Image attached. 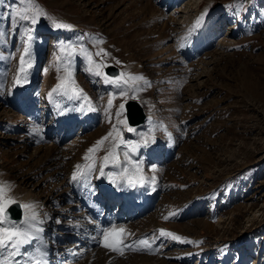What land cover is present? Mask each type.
<instances>
[{
    "label": "rangeland",
    "instance_id": "1",
    "mask_svg": "<svg viewBox=\"0 0 264 264\" xmlns=\"http://www.w3.org/2000/svg\"><path fill=\"white\" fill-rule=\"evenodd\" d=\"M35 3L48 17L72 27L57 29L47 17L36 25H14L10 14L24 5L0 0V29L8 33L0 38V182L12 186L9 195L18 203L35 204L46 218L48 264H264V0ZM205 9L204 22L209 21L189 36ZM28 34L32 66L25 65L24 96L14 78ZM62 44L76 51L61 52ZM81 48L104 65V73L111 66L118 74L145 79L121 87L106 83L89 71L92 65ZM101 49L107 55L96 56ZM69 72L95 108L88 118L83 97L52 92ZM131 100L147 119L126 134L125 108L116 113ZM60 113L70 119L69 131L55 128ZM114 126L130 146L139 145L129 152L130 160L144 162L143 172L156 192L153 206L141 216L109 228H124L125 243L148 238L151 250L125 249L121 255L101 246L99 236L97 244L91 242L94 235L82 232L84 208L72 207L77 196L85 198L86 189L89 201L101 206L99 169L119 143ZM109 132L113 137L88 153ZM151 136L157 137L162 155L159 151L160 158L146 164L150 157L144 155L142 139ZM126 150L121 144L119 163L107 162L114 179L123 167L133 166L125 162ZM93 162L87 179L72 180L77 165L86 172ZM160 229L182 239L161 237ZM38 247L35 241L26 250L37 255Z\"/></svg>",
    "mask_w": 264,
    "mask_h": 264
},
{
    "label": "snow or ice",
    "instance_id": "2",
    "mask_svg": "<svg viewBox=\"0 0 264 264\" xmlns=\"http://www.w3.org/2000/svg\"><path fill=\"white\" fill-rule=\"evenodd\" d=\"M20 4L24 5L22 8L14 9L10 14L12 23L14 25H18L21 22H27L30 25H36L40 21L42 17H47L51 20L52 25L57 29H70L72 25L58 22L52 17H48V14L44 12L36 3L35 0H20ZM207 14V9L205 12L201 14L200 17L196 20L195 24L192 28L189 29V36L201 25L203 22L205 15ZM28 31V30H26ZM8 35L3 29H0V38H4ZM33 37L31 34H28L25 39L26 46L23 49V55L19 57V68L16 77L14 78V83L16 85H20L22 82H26L27 80V72L25 65L30 68L31 57H30V42ZM187 40V37L185 38ZM184 45L182 44L181 47ZM66 49H71V52L74 53L76 51L75 47L72 45H61L60 51L64 52ZM80 51L87 56L89 64L92 65L89 68L90 72H93L97 76H102L106 83L115 84L117 87H121L122 85L126 86L129 83V80H144L143 76H133L125 73H120L116 77H110L106 73L101 71V68L104 67L101 63L95 62L91 54L87 52L86 49L81 48ZM96 56L107 55L103 49L99 52L95 53ZM26 57L28 59H26ZM117 63H120L117 61ZM20 73H24L23 76ZM71 72L68 73V77L61 81L60 84L56 86L52 90V92H57L58 90H62L65 95H68L69 92L72 93L70 96L71 99H80L83 97V100L87 103L88 110L94 111L95 108L92 106L91 101L87 97V95L83 94L81 89H78L74 86V81L71 80ZM127 75V79L125 76ZM146 86H150V82L145 81ZM122 94H127L126 89L122 90ZM52 93H49L51 97ZM135 98V97H133ZM112 107V99L108 100V109ZM124 104H120V111L116 113L117 116L124 110ZM80 111H84V106L81 105ZM107 111V109H106ZM126 123V121H125ZM134 129L129 127L128 131H133ZM38 129H33V134H38ZM113 132L116 133V137H113ZM113 132H109L105 137H103L100 141H97V144L92 148L88 149V153H93L98 150V147L104 143L109 137H113L115 140L119 137V143L115 144L114 147L109 151V153L103 158L105 164L109 162L110 158L114 163H119L116 161V156L118 155L117 149L121 144L128 150L124 152L125 162L131 163L132 168L123 167L121 173L113 179V174L109 173L108 178L113 184L117 185H125L127 187L135 188L138 185H143L147 182V178L143 176V169L141 167L142 161L133 163L130 160L129 152H135L139 145H131V142H125L121 136V130L114 126ZM169 137L171 136L168 133ZM142 142L144 145L154 142L153 139L143 138ZM130 146V147H129ZM90 157L85 155L84 159L88 160ZM84 166L77 165L76 171L72 173V180L77 181L80 179H87L88 173L94 170L95 164L87 165V173L82 171ZM100 176H104V167L102 166L99 169ZM155 177L151 178V182L155 183ZM12 190V186L5 182H0V264H48L47 260V244L42 239V233L44 232L43 224L45 223V218L41 217V215L36 211V205L33 203L21 204L19 207L24 209L23 218L19 221L13 220L8 211L11 205L17 204L18 202L9 195ZM155 190V189H153ZM168 219V217H165ZM60 221H57L59 223ZM161 237H171L173 240H181L182 238L168 232L164 229L159 230ZM100 243L104 248L117 252L121 255L124 254V250H151L152 243L148 238L139 239L133 243H125L126 234L124 228L117 229L115 226L111 228L100 229L99 232ZM93 239H96L94 237ZM35 241H40V247L36 248L35 252L37 255H33L27 252L26 247L32 245ZM136 245L135 247L133 245ZM24 250V251H22Z\"/></svg>",
    "mask_w": 264,
    "mask_h": 264
},
{
    "label": "bare ground",
    "instance_id": "3",
    "mask_svg": "<svg viewBox=\"0 0 264 264\" xmlns=\"http://www.w3.org/2000/svg\"><path fill=\"white\" fill-rule=\"evenodd\" d=\"M208 19V18H207ZM207 19H206V22H204V20H203V22L201 23V25L198 27V30H200L201 28H202V26L204 25V26H206V23H207ZM203 26V27H204ZM23 86H25L26 87V89H27V86L25 85V84H20L19 85V87H18V89H17V92H19V90L21 91L24 87ZM28 90V89H27ZM20 93V92H19ZM21 94V93H20ZM65 95V94H64ZM88 108V107H87ZM86 108V110H88ZM95 111V110H94ZM94 111H93V113L92 112H88V116H87V118L90 116V114H94ZM61 117V115H59V116H56V126H55V128L56 129H58V128H61V127H64L65 128V130L66 129H68V127H71V126H69L70 125V119H67L66 117H65V115L63 116V118H60ZM68 117V116H67ZM94 118H95V116H94ZM92 120H94V119H92ZM52 129V128H51ZM133 132V131H132ZM133 134V133H132ZM147 146V151H148V154H149V156H150V154H151V156H150V158H149V160L151 159L152 161L153 160H155V159H157L158 157H159V150L157 149V148H155V144L152 142V143H149V144H147L146 145ZM149 149H150V152H149ZM105 163V162H104ZM104 166V168H105V175H104V178H103V180L104 181H109V178H108V175H107V173H109V166H107V164H103ZM109 165V164H108ZM107 168V169H106ZM110 170H112V169H110ZM116 170V169H115ZM115 170H112V171H115ZM107 171V172H106ZM111 172V171H110ZM116 172V171H115ZM116 176H118V175H116ZM113 179H114V177H113ZM115 179H116V177H115ZM87 182V181H86ZM76 183H78V181L76 182ZM79 184H77V186H78ZM75 188V187H74ZM77 188V187H76ZM130 188H128L127 186H126V188H125V190L127 191V190H129ZM88 189H86V191H85V194H83V196L86 198V199H89V197H90V193H89V191H87ZM135 190H137V191H135ZM77 191H78V188H77ZM135 193H136V195H139L140 193H141V191H139V188L138 189H136V188H134V189H132L131 190V195L130 196H126L124 193L121 195V197L120 198H125L127 201H125L124 202V204H127V207H126V209H125V212L123 213V215L124 216H132L135 212H137V210H138V208L136 207V203L137 202H140V201H134V196H135ZM76 195L77 194H75L74 195V197H76ZM78 197V196H77ZM76 197V201H73L72 200V207H74V208H77V210L82 206L84 209L82 210V212H80V215L79 216H81L82 218H81V220H83V221H81L80 220V222H81V225H83L84 226V228L82 229V227H80L83 231V233H85V231L86 232H91V230H90V228H91V226H96V224H97V228H98V231H99V229H100V226L101 225H103V226H105L104 225V223H106V226H107V224H108V222L110 221H108V222H106V220L104 219L103 221L102 220H98V214H102L104 211L105 212H107V210H109V208H104V209H100V208H98V207H91V206H89L88 204H87V202H85L84 200L82 201V203L80 204V202H81V200L79 199V197L77 198ZM106 198V200L105 201H107V202H109L110 201V203H107V204H113V203H116L118 200H119V202H121L120 200L121 199H119V198H117L116 200L114 199V198H112L111 196H110V194L108 193L107 194V197H105ZM123 200V199H122ZM69 201V200H68ZM145 201V200H144ZM77 203V204H73V203ZM70 204V203H69ZM149 205V202H146V206H148ZM110 207H113V205L112 206H110ZM144 207H145V205H144ZM86 210V211H85ZM24 209H22V214L24 213ZM36 211L38 212V207H36ZM82 213V214H81ZM122 220H124V219H122ZM104 222V223H103ZM85 230V231H84ZM45 231V230H44ZM92 236V235H91ZM94 237H98L97 235H94ZM84 238V235L82 236V238H80L79 240H82ZM42 239H43V241L45 242V238H44V235H43V233H42ZM98 239H99V237H98ZM91 242H95L94 241V239H92V240H90ZM76 242V241H75ZM80 242V241H79ZM96 243V242H95ZM98 243V242H97ZM96 243V244H97ZM79 245V244H78ZM89 246V247H92V246H96V245H88V244H83V246ZM91 249V248H90ZM47 251V250H46ZM108 262V261H107ZM109 264L111 263V262H108Z\"/></svg>",
    "mask_w": 264,
    "mask_h": 264
},
{
    "label": "water",
    "instance_id": "4",
    "mask_svg": "<svg viewBox=\"0 0 264 264\" xmlns=\"http://www.w3.org/2000/svg\"><path fill=\"white\" fill-rule=\"evenodd\" d=\"M105 73L108 76L116 77L118 75V70L110 66L105 69ZM125 109H126V117H127L129 126L137 127L143 124L145 120V115H144L142 107L138 103L134 101H128L125 104ZM19 205H20L19 203L11 205L8 209L11 215V218L16 221H19L22 218V209L21 207H19Z\"/></svg>",
    "mask_w": 264,
    "mask_h": 264
}]
</instances>
